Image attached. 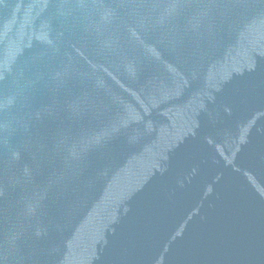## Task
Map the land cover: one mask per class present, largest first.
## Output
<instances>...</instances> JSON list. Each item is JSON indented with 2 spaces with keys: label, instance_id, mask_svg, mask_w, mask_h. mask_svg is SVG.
I'll list each match as a JSON object with an SVG mask.
<instances>
[{
  "label": "water",
  "instance_id": "water-1",
  "mask_svg": "<svg viewBox=\"0 0 264 264\" xmlns=\"http://www.w3.org/2000/svg\"><path fill=\"white\" fill-rule=\"evenodd\" d=\"M0 264H264V0H0Z\"/></svg>",
  "mask_w": 264,
  "mask_h": 264
}]
</instances>
